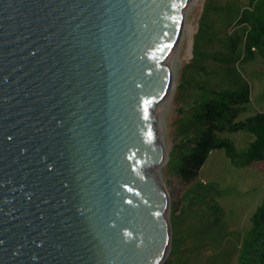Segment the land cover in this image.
I'll list each match as a JSON object with an SVG mask.
<instances>
[{"label": "water", "instance_id": "95a60500", "mask_svg": "<svg viewBox=\"0 0 264 264\" xmlns=\"http://www.w3.org/2000/svg\"><path fill=\"white\" fill-rule=\"evenodd\" d=\"M191 0H0V264H165L156 109Z\"/></svg>", "mask_w": 264, "mask_h": 264}, {"label": "rangeland", "instance_id": "374dc122", "mask_svg": "<svg viewBox=\"0 0 264 264\" xmlns=\"http://www.w3.org/2000/svg\"><path fill=\"white\" fill-rule=\"evenodd\" d=\"M263 4L191 0L185 11L182 36L170 60L171 91L156 111L158 140L166 151L157 173L170 200L171 244L165 264H240L253 213L264 199V161L238 166L223 149H215L192 172H183L182 163L196 145L192 119L209 97L237 91L248 82L250 102L234 121L264 112V57L254 49L251 59L246 47L247 18L261 12ZM216 135L230 139L238 152L254 139L246 130Z\"/></svg>", "mask_w": 264, "mask_h": 264}, {"label": "trees", "instance_id": "16d2710c", "mask_svg": "<svg viewBox=\"0 0 264 264\" xmlns=\"http://www.w3.org/2000/svg\"><path fill=\"white\" fill-rule=\"evenodd\" d=\"M251 29L246 44L248 57L254 58L253 50L264 57V4L258 14L253 12L247 18ZM250 85L242 83L237 91L218 92L209 97L198 108L192 121L196 125L197 139L183 161V172L200 168L211 151L223 149L233 164L249 166L253 162L264 161V112H258L245 120L234 121L241 112L247 110L250 102ZM246 130L254 136L244 152H238L233 142L221 138L216 132ZM240 264H264V199L252 216V226L244 238Z\"/></svg>", "mask_w": 264, "mask_h": 264}, {"label": "bare ground", "instance_id": "6f19581e", "mask_svg": "<svg viewBox=\"0 0 264 264\" xmlns=\"http://www.w3.org/2000/svg\"><path fill=\"white\" fill-rule=\"evenodd\" d=\"M190 32L193 33V29H191ZM163 102H164V101H163ZM163 102H161V103L157 106L158 111H159V109L162 107ZM157 109H156V111H157ZM165 159H166V157L164 158V160H163V162H162L161 164H159V165L156 166V168H155V171H156V172H157V169H158L161 165H163V163L165 162Z\"/></svg>", "mask_w": 264, "mask_h": 264}]
</instances>
